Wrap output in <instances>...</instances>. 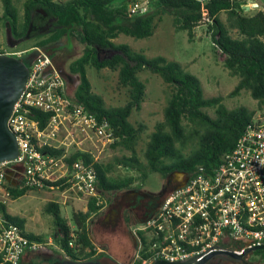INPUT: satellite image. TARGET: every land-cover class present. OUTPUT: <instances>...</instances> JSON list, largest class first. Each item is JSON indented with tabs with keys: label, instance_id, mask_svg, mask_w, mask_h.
Returning a JSON list of instances; mask_svg holds the SVG:
<instances>
[{
	"label": "trees",
	"instance_id": "1",
	"mask_svg": "<svg viewBox=\"0 0 264 264\" xmlns=\"http://www.w3.org/2000/svg\"><path fill=\"white\" fill-rule=\"evenodd\" d=\"M133 1L135 0H26L23 20L20 21L14 0H2V17L10 23L16 39L35 34L39 25L50 21L51 34L38 41V45L47 51L50 46L58 45L64 37L70 41L78 35L85 48L83 54L68 67L69 73L78 75L80 80L74 91V98L98 116H106L113 124L118 139L112 143V147L122 146L131 151V155L120 159V162L143 171L144 178L152 172L163 176L183 172L190 176L199 166L213 170L222 162L224 156L235 148L238 139L247 125L253 122L257 112L247 107L229 109L221 96L205 97L200 79L186 71L178 62L168 61L163 56L148 58L143 53L132 50L129 44L116 43L115 39L120 34L134 38L153 35L156 16L161 8L182 12L181 17H174L175 25L179 30H187L190 38L193 37V31L198 24L208 23V31L217 48L219 59L232 75L240 77L231 94L237 95L243 89L250 90L252 97L262 106L264 14L246 13L233 0H153L147 13L131 15L128 9ZM38 9L44 10L48 15L37 13ZM222 12L227 13V21L221 18ZM231 30L238 31L243 37H233ZM101 50L114 53L100 58ZM34 55L35 51L22 58L31 62ZM54 61L56 62L55 59ZM89 66L97 70L109 68L118 71L120 84L129 88L130 99L125 105L106 106L104 98L93 91L87 74ZM146 68L161 76L164 82L171 86L172 91L164 108V120L159 122L150 134L143 154L144 162L136 147L141 130L135 127L129 118L145 101L146 84L138 74ZM207 108H214L216 117H212ZM36 113L41 115V125L44 126L50 115L39 111ZM189 141H194L193 146L187 147ZM80 155L85 156L88 161L92 160L90 155L82 152L73 154L72 159ZM95 168L98 177L97 188L101 195L88 199L87 211L75 212L73 218L67 220L61 213L59 203L50 202L47 206L56 227L55 240L62 254L73 260H94L95 256L105 255L97 254L88 221L91 217L99 215L104 206L102 202L99 203L102 195L130 189L134 182L133 177L119 178L110 174L111 163L98 161L95 162ZM51 186L66 187L62 181L53 182ZM172 189L159 193L157 203H161ZM10 190L12 199H17L31 188L11 187ZM150 213H145L140 219L141 222L145 221ZM7 216L11 221L25 227V218L12 213ZM72 234H75V237ZM128 234L135 251L130 230ZM29 237L38 241L45 240L44 236L31 232ZM71 240L74 241L73 246L70 245ZM256 252L264 254V249ZM133 254L127 263L132 261ZM220 257L224 258L225 255L217 256ZM54 261L48 262L36 253H29L22 264H53ZM134 264L144 263L139 260Z\"/></svg>",
	"mask_w": 264,
	"mask_h": 264
},
{
	"label": "built area",
	"instance_id": "2",
	"mask_svg": "<svg viewBox=\"0 0 264 264\" xmlns=\"http://www.w3.org/2000/svg\"><path fill=\"white\" fill-rule=\"evenodd\" d=\"M152 1L135 0L128 11L147 13ZM233 1L246 13L264 14V0ZM33 51L29 77L8 119L18 155L0 162V264H22L26 254L53 243L52 238L31 239L26 226L8 218L10 188L49 189L51 183L62 181L89 198L99 197L96 152L99 145L103 150L118 139L106 116H98L70 94L69 74L51 54L39 46ZM28 52L6 54L22 58ZM36 111L50 115L44 126ZM76 152L92 160L83 155L73 160ZM185 177V185L173 188L151 218L130 225L135 251L126 264L199 260L216 250H232L235 242L242 245L234 250L239 253L264 245V111L216 168L199 166Z\"/></svg>",
	"mask_w": 264,
	"mask_h": 264
},
{
	"label": "rangeland",
	"instance_id": "3",
	"mask_svg": "<svg viewBox=\"0 0 264 264\" xmlns=\"http://www.w3.org/2000/svg\"><path fill=\"white\" fill-rule=\"evenodd\" d=\"M25 1L14 0L19 11L20 21L23 20ZM3 12L4 7L2 0H0V51H3L0 53H18L24 50H29L28 53H30L35 47H43L38 45V41L51 34L50 21L47 22V20L45 25H39L35 34L16 39L11 31L10 23L2 17ZM36 12L44 16L48 15L42 9H38ZM158 13L153 35L145 38H134L120 34L115 42L129 44L132 50L143 53L148 58L163 56L168 61L178 62L186 71L200 79L205 97L221 96L223 103L229 109L247 107L249 110L256 111L257 114L264 111V105L261 106L260 102L252 97L250 90L243 89L237 95L231 94L239 83L240 77L232 75L219 59L217 48L208 31V23L198 24L193 31V37L190 38L187 30H179L175 25L174 17H181L182 12L177 13L161 8ZM221 18L223 21H227V13L222 12ZM231 34L235 38L243 37L236 30H231ZM84 48L85 44L76 35L70 41L64 37L55 47L50 46L48 51L56 60V64L68 72L69 91L72 96L80 80L78 75L69 73L68 67L72 61L83 54ZM113 53V51L101 50L99 56L105 58ZM87 74L92 83L93 91L104 98L106 106H122L130 99L129 88L120 84L118 71H112L109 68L97 70L89 66ZM138 76L146 84L145 101L140 109L133 111L129 119L135 127L141 130L136 147L139 157L145 162L143 154L147 142L150 134L156 129V125L164 120V108L172 88L164 82L161 76L153 73L150 69H143ZM206 110L212 117H216L214 108H207ZM188 129L191 130V127ZM193 144L194 141H189L187 147H191ZM101 149L102 147L99 145L96 153L99 155L100 161L112 164L110 174L119 178L133 177L134 182L130 189L108 192L102 195L101 200L104 206L99 215L91 217L88 221L90 235L97 247V254L105 253L104 256H110L119 263L126 264L134 253L128 234L130 225L140 223V219L146 211L145 207L147 204H151L145 203L146 201L137 197L133 199L129 192L132 190L140 191L145 198H152V201L158 202V194L170 189L166 188V183L173 173L163 176L158 172H152L144 178L143 171L119 161L130 156V150L122 146L114 148L112 144L103 150ZM177 178L180 180L179 176ZM88 199L89 197L71 190L67 186L65 188L58 186L41 190L31 189L23 196L11 199L8 209L13 215L26 219L25 226L29 232L42 235L47 240L52 238L53 243L51 245L34 252L49 262L67 257L62 254L63 252L55 240L56 227L52 214L47 210L48 203H59L63 216L67 220H71L75 212L87 211ZM159 204L157 203V207L150 215L156 211ZM99 257L102 256H95V259ZM245 259L249 264H264V254L250 253ZM208 264L244 263L229 257H220L212 258Z\"/></svg>",
	"mask_w": 264,
	"mask_h": 264
},
{
	"label": "water",
	"instance_id": "4",
	"mask_svg": "<svg viewBox=\"0 0 264 264\" xmlns=\"http://www.w3.org/2000/svg\"><path fill=\"white\" fill-rule=\"evenodd\" d=\"M30 61L21 57L0 53V162L14 159L18 155V143L15 135L8 126L14 106L22 94L29 77ZM178 173L180 183L174 188L185 185L186 177L183 172ZM153 213L148 216L151 218ZM264 249V245L248 248L242 253L234 250H216L202 259L195 257L184 261L157 260L152 264H206L219 255H227L237 259H244L247 253ZM53 264H121L110 256H102L94 260H73L70 258L57 259Z\"/></svg>",
	"mask_w": 264,
	"mask_h": 264
},
{
	"label": "flooded vegetation",
	"instance_id": "5",
	"mask_svg": "<svg viewBox=\"0 0 264 264\" xmlns=\"http://www.w3.org/2000/svg\"><path fill=\"white\" fill-rule=\"evenodd\" d=\"M178 176V173H173L169 178H168V181L166 183V188H174L177 184L180 183V180L177 178ZM129 195L133 196L132 198L133 199H136L139 198V199H143V201H146L145 203H151L150 205L147 204V207H145L146 211L145 213L147 212H152L156 207H157V201H152L153 199L152 198H145L141 193L140 191H137V190H132L129 192ZM143 196V197H142ZM148 201V202H147ZM242 248V245L240 243H233L232 244V247L231 249L232 250H236V249H241ZM256 251L258 250H255V251H252V252H249L246 254V256L244 257V259H237V258H233V257H230V256H227L225 255V257H229V258H232L234 260H239V261H242L244 264H249L247 261H246V257L250 254V253H253V254H257V255H260V253H257ZM214 258H217L214 257ZM209 262V261H208ZM208 262L206 264H208Z\"/></svg>",
	"mask_w": 264,
	"mask_h": 264
},
{
	"label": "crops",
	"instance_id": "6",
	"mask_svg": "<svg viewBox=\"0 0 264 264\" xmlns=\"http://www.w3.org/2000/svg\"><path fill=\"white\" fill-rule=\"evenodd\" d=\"M136 224V223H135Z\"/></svg>",
	"mask_w": 264,
	"mask_h": 264
}]
</instances>
